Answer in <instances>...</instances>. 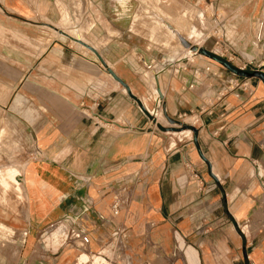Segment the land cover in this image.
Masks as SVG:
<instances>
[{"label":"crops","instance_id":"crops-1","mask_svg":"<svg viewBox=\"0 0 264 264\" xmlns=\"http://www.w3.org/2000/svg\"><path fill=\"white\" fill-rule=\"evenodd\" d=\"M255 7V0H0V19L43 20V52L24 76V95L39 115L24 127L34 156L16 177L23 201L0 211L11 231L0 264H75L119 227L128 238L134 225L138 258L146 246L171 253L181 236L167 227L187 224L176 203L196 201V189L204 212L212 197L235 225L234 264H264V230L237 229L252 224L264 202L263 80L242 77L241 94L235 78L202 54L235 67L226 58L227 29L235 41ZM178 36L187 48L178 47ZM164 112L170 119L195 114L200 124L182 128L192 139L169 142L152 117ZM115 195L122 200L117 217ZM62 224L80 232L81 249H53L48 232Z\"/></svg>","mask_w":264,"mask_h":264},{"label":"rangeland","instance_id":"rangeland-1","mask_svg":"<svg viewBox=\"0 0 264 264\" xmlns=\"http://www.w3.org/2000/svg\"><path fill=\"white\" fill-rule=\"evenodd\" d=\"M255 4V16L250 20L249 18L242 19L241 30L235 41H233L232 33L234 30L232 28L227 29L229 32L226 36V47L235 45V48L234 50L229 47L226 48V51L230 53V55L226 54V58H229L237 69L247 73L257 71L264 75V0H255ZM245 5L246 9H248V1H242L241 7L243 8ZM211 13V10H206L204 17L207 19ZM41 22L43 20L39 17H32L26 20L23 18L8 19L5 17L0 19V211L4 212L12 209L16 202L21 203L23 201L20 193L21 188L16 177L20 173L22 166L30 162V159L34 156L26 146V131L24 127L26 122L37 121L39 115L35 113L31 99L26 98L24 95V76L31 64L43 52L40 34ZM215 37L216 32L211 29L209 40L211 41ZM210 51L216 53L215 49ZM10 61L16 64L9 65ZM226 75L235 78V81L241 87L240 92L243 94V85L247 81L232 74L227 69ZM254 81L260 83L261 80L254 78ZM262 82L264 84V80ZM28 85L30 87V84ZM228 87L231 89L232 85ZM227 89L226 87L225 91ZM153 90L154 86L152 83L151 95L153 96L151 100L155 99L156 101V94ZM152 117L165 127V130H161V132L164 137L169 139V142H171V139H179L182 142L192 139L190 131H183L178 125H175L176 130H173V127L166 123L162 114H152ZM172 119L181 123L183 129L197 127L200 124V120L196 118L195 114L181 115L178 119ZM112 129L114 133L120 132L114 127ZM173 143L172 141V145ZM28 175L29 170H27V177ZM259 186L264 191L263 181H259ZM198 190L196 189L197 192L194 194L197 196L196 201L192 203L179 201L176 203L177 214L182 215L183 220L187 224L180 226L178 223H174L167 227L171 232L175 231L181 236V239L177 237L178 239L175 243L171 242L173 243V245H170L171 253L169 251L153 252L150 247L146 246L145 257L143 259L138 258L135 241L136 225H134L130 227L133 234L128 235L123 258L110 257L113 264H234L235 255H238L237 249L233 245L236 227L224 218L221 208L211 202L212 197H210L207 212H204L201 209V194ZM263 191L262 197H264ZM164 194L168 195L166 191H164ZM168 204H165L163 208L164 213L168 209ZM130 206L131 204L129 209ZM261 206L260 209L256 210H260V212L254 214L251 226L241 224L237 228L239 231H243L247 235L251 231L252 236L264 230V202ZM127 208L126 205L125 209L127 210ZM193 221L197 222V224H189ZM9 232H11L10 229L0 223V235L2 236L0 244L1 241L4 242L3 239L7 240L11 237ZM184 236H186V239ZM56 237H58V231L52 232L48 240L55 241ZM221 237L224 238V241L221 240ZM226 244L228 248L225 247ZM77 246H80L79 242H77ZM206 252L210 254L209 260L205 258ZM168 254L171 255L169 256ZM89 258L90 256L87 253H81L75 264H84ZM94 259L96 261L99 260L98 257H94Z\"/></svg>","mask_w":264,"mask_h":264},{"label":"built area","instance_id":"built-area-1","mask_svg":"<svg viewBox=\"0 0 264 264\" xmlns=\"http://www.w3.org/2000/svg\"><path fill=\"white\" fill-rule=\"evenodd\" d=\"M121 207L122 200L119 195H115L110 206L111 214L114 217H117L121 211ZM54 231H58V237H56L55 241H52L51 245L53 246V249H59L65 245L73 246L77 249H81L83 247V237L77 229L62 224L50 229L47 235L48 238ZM126 240L127 234L125 229L119 227L115 232V238L103 245L99 252L89 255L90 258L84 264H113L110 257L123 258ZM77 242L80 243V246H77ZM94 257H98L99 260L96 261Z\"/></svg>","mask_w":264,"mask_h":264},{"label":"water","instance_id":"water-1","mask_svg":"<svg viewBox=\"0 0 264 264\" xmlns=\"http://www.w3.org/2000/svg\"><path fill=\"white\" fill-rule=\"evenodd\" d=\"M189 46V45H188ZM187 46V47H188ZM185 47V48H187ZM191 51H196L195 47H191L190 48ZM202 54L206 57H208L209 59H212L213 61L219 63L220 65H222L225 69H227L228 71H230L232 74L239 76V77H255V78H259L261 80H264V75L260 72H253V73H247L244 72L240 69H237L233 66H231L230 64H228L226 61H224L223 59H219L213 55H210L208 53H206L205 51L202 52ZM114 78L116 79V77L114 76ZM117 80V79H116ZM121 85H124L123 83H121L120 81H118ZM125 86V85H124ZM159 97L161 98L160 93L158 92ZM163 116L165 118V120L167 121L168 124H170L171 126L175 127V125H178L180 129L183 128V125L181 123H179L178 121L174 120V119H170L169 117H167V115L165 114V112L163 113ZM192 133L194 132L193 130H191Z\"/></svg>","mask_w":264,"mask_h":264},{"label":"bare ground","instance_id":"bare-ground-1","mask_svg":"<svg viewBox=\"0 0 264 264\" xmlns=\"http://www.w3.org/2000/svg\"><path fill=\"white\" fill-rule=\"evenodd\" d=\"M172 31V30H171ZM176 36V35H175ZM176 42H178V44H179V47L182 49V48H184L185 49V47H187L188 46V43L181 37V36H178L177 37V41ZM188 54V55H192V53L190 52V50L188 49H186V52H185V54ZM156 115V114H155ZM158 115H160V114H158ZM159 117V116H158ZM157 117V118H158ZM161 118V117H160ZM162 119V118H161ZM161 121V120H160ZM159 123V122H158ZM163 123V122H162ZM166 123H167V121H166ZM162 125V124H161ZM166 126V125H165ZM171 126V125H170ZM173 127V126H172ZM187 132H189V131H187ZM238 226V225H237ZM232 234V233H231ZM234 236V235H233Z\"/></svg>","mask_w":264,"mask_h":264}]
</instances>
